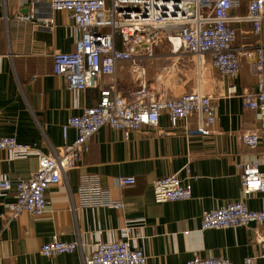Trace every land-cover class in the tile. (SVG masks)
<instances>
[{"label": "crops", "instance_id": "obj_1", "mask_svg": "<svg viewBox=\"0 0 264 264\" xmlns=\"http://www.w3.org/2000/svg\"><path fill=\"white\" fill-rule=\"evenodd\" d=\"M30 7L31 19L18 17ZM43 18H52L53 23L43 24ZM71 24L67 10H52L46 0H0V133L34 143L27 152L1 149V176L12 180L27 177L37 166L39 152L46 151L49 144L58 147L71 141L74 129L69 127L64 138L61 124L95 104L100 87L110 83L103 74L97 87L69 88L52 72V52L75 47ZM235 25L238 32L246 27L244 22ZM170 49V43L161 37L154 56L142 61L145 77L155 92L160 88L166 97L194 90L208 95L215 111L211 132L199 134L184 130L183 125L172 128L164 113L156 125H143L127 137L121 130L103 125L89 139L88 151L67 171L66 180L48 186L47 204L38 216L26 210L10 216L7 206L14 199V190L0 188V264H81L97 242L114 240L127 228L131 245L146 255L144 264H185L195 252L222 254L234 264L253 255L256 264H264L258 256L263 222L199 228L203 210L229 200H243L250 208L264 207L263 192H241L236 166L239 159L250 158L254 152L243 143L241 131L257 124L254 109L244 107L238 93L252 89L257 75L246 59L238 73L229 77L212 65L208 54L197 63L192 54L176 58ZM115 77L117 91L123 95L137 84L127 60L116 62ZM229 83L236 84L235 94L226 92ZM195 124L192 113L188 126ZM263 142L260 139L257 149ZM186 162L196 175L191 196L155 201L152 180L179 170ZM86 172L97 173L111 195L122 200V207L79 205V176ZM117 175H133L135 180L118 186ZM179 176H184L183 170ZM54 233L64 240H78L79 247L42 254L41 243Z\"/></svg>", "mask_w": 264, "mask_h": 264}, {"label": "built area", "instance_id": "obj_2", "mask_svg": "<svg viewBox=\"0 0 264 264\" xmlns=\"http://www.w3.org/2000/svg\"><path fill=\"white\" fill-rule=\"evenodd\" d=\"M52 10H67L72 20L75 47L72 50L52 52V72L61 76L67 87L85 89L97 87L102 75L110 83L99 89L95 104L70 115L61 124L65 138L67 129H74L71 141L58 147L48 145L37 155V166L27 177L14 180L0 175V188L14 190V199L8 203L9 215L26 210L40 215L46 207L45 191L51 184L66 180L67 171L77 165L89 149V139L103 126L119 129L127 137L129 132L143 125H156L160 114L167 116L168 126L183 125L184 130L199 134L211 132L215 119L211 98L200 90L187 91L176 97L149 85L142 61L154 56V46L162 36L170 43L176 58L192 54L197 63L208 54L212 65L221 73L234 77L242 60H248L257 75L255 86L238 93L246 108L254 109L257 124L241 131L243 143L253 150L250 158L236 162L240 170L241 192L264 193V0H245V11H237L242 0H46ZM232 10H235L234 12ZM18 17L29 20L32 7ZM43 24L53 19L40 20ZM246 23L238 28L235 23ZM108 26L107 31L102 27ZM117 34L119 40H117ZM240 41L237 43V36ZM254 36V40L248 38ZM127 60L137 84L130 94L117 91L115 64ZM161 80L159 78V84ZM226 92L235 94V83H229ZM194 113L196 124L188 126V117ZM34 143L19 141L14 135L0 133V150L27 152ZM1 163V159H0ZM184 176H179V171ZM189 162L179 170L154 178L151 182L153 199L157 202L187 199L191 196L192 180ZM133 175H117L118 186L131 184ZM79 205L121 208L122 200L111 195L101 184L95 172L81 173L77 187ZM2 214L6 212H1ZM264 223V207L250 208L243 200H229L215 208L201 212L199 228H225ZM186 232V231H185ZM187 233V232H186ZM128 228L123 235L110 241L97 242L95 248L82 258L81 264H144L146 255L138 246H132ZM259 257L264 259V231L260 235ZM79 247L78 240L61 239L57 233L40 245V252L52 255L70 252ZM185 264H234L222 254L194 253ZM241 264H256V256L247 255Z\"/></svg>", "mask_w": 264, "mask_h": 264}, {"label": "rangeland", "instance_id": "obj_3", "mask_svg": "<svg viewBox=\"0 0 264 264\" xmlns=\"http://www.w3.org/2000/svg\"><path fill=\"white\" fill-rule=\"evenodd\" d=\"M244 2H245V0H242V4L240 6H238L239 9L237 11H239L240 13L245 11V3ZM108 29H109L108 26L102 27V30H104V31H107ZM162 37H164V36H162ZM117 40H119V35L118 34H117ZM171 53H172V51H171ZM172 54L175 56L174 53H172Z\"/></svg>", "mask_w": 264, "mask_h": 264}]
</instances>
